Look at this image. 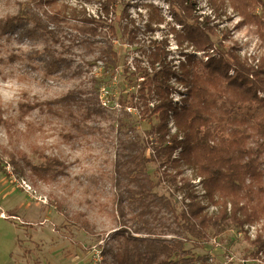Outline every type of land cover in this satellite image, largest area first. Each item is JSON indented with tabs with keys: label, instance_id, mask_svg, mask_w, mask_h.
<instances>
[{
	"label": "rangeland",
	"instance_id": "rangeland-1",
	"mask_svg": "<svg viewBox=\"0 0 264 264\" xmlns=\"http://www.w3.org/2000/svg\"><path fill=\"white\" fill-rule=\"evenodd\" d=\"M27 1L0 0V106L6 120L0 126V264H114L112 253L119 249L124 236L148 237L135 234L117 212L112 177L118 139L122 136L142 144L162 127L157 115L144 111L141 99V117L127 115L123 107L135 106L133 97L138 96L145 79L143 70L148 68L153 41L168 38V65L171 69L179 65V70H172L175 75L170 83L171 100L179 107L187 96L183 80L176 78L183 54H193L204 63L207 58L187 43L179 46L169 34V26L180 31L183 27L175 23L174 6L168 0L114 1L116 12L103 18V33L111 37L118 50L116 68L96 63L93 50L76 42L80 33L65 28L57 43L27 19L13 20L19 12L17 2ZM104 1L59 0L56 4L77 7L89 17L100 14ZM190 1L196 15L201 16V25L217 34L212 40L218 48L224 46L223 52L230 47L251 66L264 57L257 27L241 22L228 0ZM175 8H180L178 2ZM159 15L166 21L162 25L157 22ZM109 25L115 26V36L107 30ZM225 58L233 63L227 55ZM136 69L141 70L139 76ZM154 74L150 71V77ZM158 80H163L161 74ZM79 90L85 94L80 95ZM72 93H77L73 100L68 98ZM104 94L108 99L102 101ZM148 100L155 104L158 96L154 94ZM93 101L102 113L89 117L86 114L89 106L93 108ZM252 108L250 122L264 117L257 105ZM118 121L126 124L122 134L116 128ZM142 145L145 149L146 144ZM44 158L58 159L65 165L63 172L46 181L38 180L32 167ZM181 167L183 171L190 166L184 163ZM147 169L158 183L155 192L169 199L178 215L183 213L182 204L159 181V163L151 162ZM200 204L208 215L218 212L206 197ZM80 214L90 223V230L79 228ZM263 223L261 220L257 225L255 235L261 232ZM250 227L231 226L223 232L211 229L206 241L191 238L185 231L180 238L193 256L207 259L200 264H227L232 256L234 262L228 264H236L239 259L257 256ZM158 231L161 233V228ZM162 237L170 240L174 236Z\"/></svg>",
	"mask_w": 264,
	"mask_h": 264
},
{
	"label": "trees",
	"instance_id": "trees-1",
	"mask_svg": "<svg viewBox=\"0 0 264 264\" xmlns=\"http://www.w3.org/2000/svg\"><path fill=\"white\" fill-rule=\"evenodd\" d=\"M58 1L17 2L19 12L12 19H27L43 36L57 43L65 28L80 33L76 42L93 50L96 63L116 68L118 50L111 37L103 33L106 30L103 18L116 12L115 0H105L100 7V14L89 17L77 7L58 6ZM168 1L174 6L175 23L183 27L180 31L175 26H169V34L174 35L179 46L187 43L196 53H204L203 57L207 61L204 63L190 53L183 54L181 72L184 78L181 80L187 88V96L179 109L170 99L169 80L175 73L168 65V38L160 42L153 41L149 68L155 74L150 77V70H143L145 80L135 97L143 101L146 112L159 117L163 128L167 116L173 112L177 125L188 130L181 160L196 169L203 178L208 201L218 207V212L208 215L206 207L190 194L192 202L188 212L183 211L178 215L172 202L155 192L158 183L148 172L151 161L144 155V146L135 139H123L121 136L112 177L117 195V212L126 219L124 225L133 228L135 234L148 237L124 236L119 249L115 254L112 253L114 264L205 263L206 258L195 257L185 249L184 240L180 238L181 232L185 231L198 241H206L211 229L223 232L231 226L243 228L264 220V117L250 122L254 105L264 113V57L255 68L234 49L228 47L223 52L224 46L221 44L218 48L212 40L217 34L212 28L201 25V16L196 15L197 11L190 0ZM228 1L241 17V22L257 27L258 37L264 45V0ZM176 2L180 5L179 9L175 8ZM159 16L157 22L162 25L166 21L162 15ZM107 30L115 36L114 25H109ZM131 42H134V38ZM211 51L213 54H210ZM225 55L233 61L232 64ZM157 64L161 67L158 71L155 70ZM135 74L139 76L141 70L136 69ZM158 74L163 77L161 82ZM77 92L85 94L81 90ZM76 94L72 93L68 98L73 100ZM154 94L158 100L152 110L148 98ZM97 96L95 101L99 106ZM95 101L92 103L93 108L89 106L87 110L86 115L89 117L102 113ZM66 102L68 104L70 101ZM117 123L116 128L122 134L126 124L123 121ZM3 124H6V120L3 119L0 106V126ZM177 148L178 143L175 141L164 148V156H160L161 163L169 162ZM44 159V162L32 167V174L38 180L46 181L55 173L63 172L61 170L65 165L58 159ZM174 166L178 168L179 161H175ZM77 221L79 228L90 230V223L84 220L82 214ZM159 228L161 233H158ZM167 234L174 237L164 239L162 236ZM253 244L257 247V256L259 253L264 254V223Z\"/></svg>",
	"mask_w": 264,
	"mask_h": 264
},
{
	"label": "built area",
	"instance_id": "built-area-1",
	"mask_svg": "<svg viewBox=\"0 0 264 264\" xmlns=\"http://www.w3.org/2000/svg\"><path fill=\"white\" fill-rule=\"evenodd\" d=\"M256 65L253 64L252 66H254L256 68ZM176 68L178 69L179 65H176L174 67V69H176ZM148 69L150 70L149 65H148ZM174 69L172 67V70H174ZM155 70H157V71L160 70L159 64H157ZM150 71H152V70H150ZM179 72L180 73H177V76H176L177 80H178V78L181 80V78L183 77L181 71H179ZM174 75L171 76V78L169 80V84L170 83L172 84L171 81H172V78ZM186 90H187V88H186ZM105 96L106 95L104 94L101 97L102 101L104 100ZM105 98L108 99V97H105ZM133 98H134V102H136L135 106L138 105V102L142 103V101L140 99H138L139 97H137V98L133 97ZM170 99H171V94H170ZM103 104L106 105L107 103L103 102ZM155 104H152V103L150 104V102H149V108L153 110L155 107ZM180 104L183 106L184 102H183V104L182 103H180ZM173 105H175V106L178 105L177 107L179 109L182 107V106L179 107V104L174 103V101H173ZM135 106L131 104V105L124 106L123 108H124L125 112L127 113V115L128 114L129 115H137L138 114V116L141 117L142 113H140V112L143 109L139 105H138L139 107H137V106L135 107ZM144 111H145V108H144ZM187 134H188V130L183 129V128L181 129L175 121V117H174L173 112H170L169 115L167 116V119L165 122V127L164 128L159 127L156 130H154L150 135H148L143 140V141H145V143L144 142L142 143V144H146L145 145V154H144L145 157L148 160H150L152 163H155V162L159 163V173L158 174H159L160 183L162 185L166 186V188L171 191V193L173 194L175 199H177V201H179L182 204V206L184 207V209H183L184 212H188L189 204L192 202L190 194L195 196L200 203L202 202V200L205 197L207 198V192H206L204 185H203V178L195 173V171H197V170L190 168V167H187L185 170L182 171L181 165H183L184 162L181 160V152H182V148H183V145H181V144L184 143ZM174 141L178 143L177 150L172 154L169 162H167L165 164L161 163L160 156L161 157L164 156L162 151L164 150V148L171 146ZM175 161H179L180 166L178 168H176L174 166ZM188 174H192V175L189 176V178H188L187 177ZM171 181H173L174 184H172ZM257 225H259V223L250 224V226H251L250 227V236L253 239H255L257 237V234H258V232H257V234L255 235V233L257 231ZM246 227H248V226H246ZM255 227H256V229H255ZM214 244H216L218 246L220 245L217 240L214 241ZM234 258H235L234 256L229 257L227 264L233 263ZM236 264H264V254L259 253L258 256H256V258L254 257L253 259H242V260L239 259V260H237Z\"/></svg>",
	"mask_w": 264,
	"mask_h": 264
}]
</instances>
